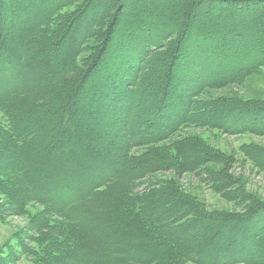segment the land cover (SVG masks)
<instances>
[{"label":"trees","instance_id":"trees-1","mask_svg":"<svg viewBox=\"0 0 264 264\" xmlns=\"http://www.w3.org/2000/svg\"><path fill=\"white\" fill-rule=\"evenodd\" d=\"M262 67L264 0H0V221L39 207L0 264H264V197L185 133L263 135L264 100L213 93Z\"/></svg>","mask_w":264,"mask_h":264},{"label":"rangeland","instance_id":"rangeland-1","mask_svg":"<svg viewBox=\"0 0 264 264\" xmlns=\"http://www.w3.org/2000/svg\"><path fill=\"white\" fill-rule=\"evenodd\" d=\"M59 50V49H56ZM53 52V51H52ZM50 52L51 55L53 53ZM55 54V53H54ZM227 62V61H226ZM179 74V73H177ZM181 76H177L173 79V85H175ZM176 91L178 89L174 87ZM214 95H222L229 99L237 98L240 99H250V100H264V67L258 72L251 73L246 79L241 83L235 85L218 89L213 92ZM3 112L0 111V121H2ZM40 121H39V120ZM46 120V128L43 130L42 135L38 136L34 142V148L36 150H42L44 136H49L52 134L53 124L50 123L48 118H41L39 116L33 115L31 121H29L30 126L37 124V121L41 122ZM263 121V120H262ZM122 121L117 123V126L111 127L110 132H115L122 129ZM110 133V134H111ZM186 134H197L206 142L214 146L216 149L221 150L226 156L227 160L226 168L224 170L225 176L232 175L235 179L231 180L232 186L236 187V184L246 185L249 191L259 194L264 197V168L261 167L253 158H251L247 151L263 150L264 151V134L257 135L252 132L238 133V134H227L218 128H189L185 131ZM45 134V135H44ZM46 151V147H44ZM48 152V151H47ZM42 153V152H41ZM172 172H166L165 177L172 176ZM44 177H42L43 179ZM231 178V177H229ZM181 185L186 191L196 195L197 197L204 199L209 206L213 208H234L235 203L230 202L224 198L221 194L215 192L213 188L209 187V184L204 183L199 179L197 175L194 174H181L178 177ZM38 206H29V214L26 216H13L9 217L4 221H0V248L5 247L7 243L16 244V239L14 238L15 233L26 225L29 217L33 216L38 210ZM16 264H33L32 257L23 255ZM195 264V263H189Z\"/></svg>","mask_w":264,"mask_h":264}]
</instances>
